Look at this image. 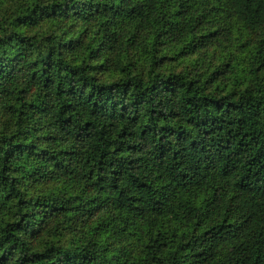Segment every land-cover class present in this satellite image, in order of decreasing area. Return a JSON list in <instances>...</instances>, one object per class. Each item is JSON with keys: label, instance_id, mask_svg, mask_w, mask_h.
Segmentation results:
<instances>
[{"label": "trees", "instance_id": "obj_1", "mask_svg": "<svg viewBox=\"0 0 264 264\" xmlns=\"http://www.w3.org/2000/svg\"><path fill=\"white\" fill-rule=\"evenodd\" d=\"M0 264H264V0H0Z\"/></svg>", "mask_w": 264, "mask_h": 264}]
</instances>
